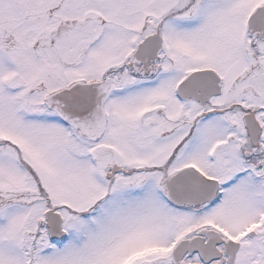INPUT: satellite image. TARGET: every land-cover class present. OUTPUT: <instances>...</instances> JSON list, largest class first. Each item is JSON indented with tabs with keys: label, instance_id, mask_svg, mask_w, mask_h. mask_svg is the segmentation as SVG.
I'll return each mask as SVG.
<instances>
[{
	"label": "snow or ice",
	"instance_id": "6c2138e0",
	"mask_svg": "<svg viewBox=\"0 0 264 264\" xmlns=\"http://www.w3.org/2000/svg\"><path fill=\"white\" fill-rule=\"evenodd\" d=\"M0 264H264V0H0Z\"/></svg>",
	"mask_w": 264,
	"mask_h": 264
}]
</instances>
